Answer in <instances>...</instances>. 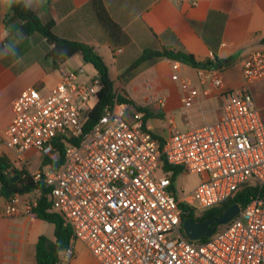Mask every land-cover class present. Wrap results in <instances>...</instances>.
I'll return each mask as SVG.
<instances>
[{"label": "built area", "instance_id": "1", "mask_svg": "<svg viewBox=\"0 0 264 264\" xmlns=\"http://www.w3.org/2000/svg\"><path fill=\"white\" fill-rule=\"evenodd\" d=\"M225 67L198 68L196 84L174 73L187 110L201 98L214 99L220 114L186 130L171 123L162 141L144 124L145 105L127 98H116L86 130L101 81L97 74L79 82L83 69L65 73L50 91L31 87L13 100L14 118L0 147L13 151L22 169L28 170L31 150L48 160V170L33 179L49 189L48 211L60 214L73 232L57 264H70L78 241L101 264H264L260 197L205 241L189 240L182 228L180 203L201 214L244 185L264 186V118L248 88L264 82V50L242 59L245 87L227 88ZM165 163L200 176L191 194L178 197ZM41 197L35 188L22 201L12 198L6 215L36 216Z\"/></svg>", "mask_w": 264, "mask_h": 264}, {"label": "crops", "instance_id": "2", "mask_svg": "<svg viewBox=\"0 0 264 264\" xmlns=\"http://www.w3.org/2000/svg\"><path fill=\"white\" fill-rule=\"evenodd\" d=\"M31 11L43 23L53 20L58 38L92 46L108 66L109 77V67L114 68L115 78L110 79L113 83L117 81V94L123 96L125 91L149 99L145 108L164 118L172 115L169 124L173 123L179 130L213 120L220 110L217 101L203 98L200 105L196 102L197 105L187 110L186 95L172 76L176 72L180 80L196 84L198 68L157 57V52L164 47L182 48L199 63L212 60L214 54L207 36L215 46L217 57L230 59L224 65L223 79L227 88L235 89L245 87L241 77L242 59L252 51L264 50V0H41ZM212 13H220L223 18H211ZM21 26L22 21L10 8L0 6V50L5 45L14 47L12 55L0 58V135L14 118L13 100L26 89L50 91L65 73L78 69L84 71L78 76L79 82H89L97 75L81 54L54 64L47 55L50 46L46 38L38 33L26 36ZM252 87L264 92V82ZM260 103L263 107H258L263 113L264 100ZM177 114L182 115V128L175 118ZM0 157L8 158L22 170L15 162L13 151L2 146ZM26 159L31 175L48 170L39 152L29 151ZM18 196L13 198L24 199V195ZM7 204L0 183V264H37L38 239L44 236L54 241L55 227L37 216L9 217ZM70 264L101 263L78 241Z\"/></svg>", "mask_w": 264, "mask_h": 264}, {"label": "trees", "instance_id": "3", "mask_svg": "<svg viewBox=\"0 0 264 264\" xmlns=\"http://www.w3.org/2000/svg\"><path fill=\"white\" fill-rule=\"evenodd\" d=\"M10 10L22 21V30L26 36L33 33H38L46 38L48 45V57H50L54 64L60 61H64L76 54H81L83 60L87 64H91L96 70L100 81L101 88L98 93L99 101L95 107L88 113V120L86 122V130L90 129L101 116L103 110L112 105L113 101L117 98L120 101L125 100V97L120 96L114 89V83L109 77V69L102 56L92 47L84 43L69 41L58 38L54 33V21L49 20L43 23L31 10H25L21 4H14ZM220 17L222 14L212 13L211 18ZM216 18V19H220ZM206 41L212 47L214 58L208 59L202 63H199L194 55L186 52L182 48L171 49L164 47L160 52L156 53L157 57H164L174 62H179L193 68H216L227 64L230 59H219L216 54L215 46H212L209 38L205 36ZM264 43V40L262 41ZM130 103L134 104L129 100ZM145 112L144 124L151 117L162 118L160 113H152L149 109L141 108ZM264 118V112L262 113ZM154 137L162 141L163 137L154 134ZM48 160H43V165H47ZM55 164H53L54 166ZM165 173L172 175V180L184 173L183 168L171 166L168 164L163 165ZM15 178L14 181L12 179ZM0 183H1V195L10 201L15 195H24L31 192L35 188L42 190V197L40 198L38 206L35 208V213L38 218L53 224L55 227L54 237L55 240L51 241L48 238L41 236L38 239L36 246V259L37 264H57L59 260L60 252L68 248L70 240L73 236L72 229L65 224L63 217L57 213H51L48 211L50 208L49 202V189H47L43 183H36L33 179V175L26 169L18 170L13 164L10 163L6 157H0ZM260 197L264 199V186L262 188L244 185L237 194L220 206L209 209L196 214L194 209L189 207L185 203H180V208L183 212V221L186 219H193L196 222H204L210 218L222 216L227 209L233 204H238L241 209L245 208L253 199ZM206 238H202L201 241H205Z\"/></svg>", "mask_w": 264, "mask_h": 264}, {"label": "rangeland", "instance_id": "4", "mask_svg": "<svg viewBox=\"0 0 264 264\" xmlns=\"http://www.w3.org/2000/svg\"><path fill=\"white\" fill-rule=\"evenodd\" d=\"M110 68V77L112 79H114V68L113 67H109ZM90 69V68H89ZM172 72H174V70H172ZM114 89L117 87V81L115 80L114 82ZM252 87V86H251ZM255 87V86H253ZM251 88V92L254 95V98L256 100V103L258 104L259 107H263V104L260 103L261 100L263 102L264 100V92H261L260 90L257 91V89L255 88ZM116 90V89H115ZM133 94V93H132ZM123 97L127 98L128 100L132 101L134 104H138V103H142V104H146L149 99L147 98H141V97H136V96H131L129 94H127L125 91H123ZM261 99V100H260ZM152 113H157L155 111H151ZM263 112H264V108H263ZM172 115H166V117H162V118H157V117H151L147 120L146 124L147 127L152 129L156 134H159L161 136H168L170 134V124H169V117ZM175 118L177 120V122H179L181 125L179 126L180 128H182L181 126L183 125V119H182V115L181 114H177L175 115ZM157 175L160 176L162 175V171H158ZM200 176L198 174H189V173H181L179 174L174 181V186L175 189L177 191V195L179 198H183L186 195L191 194L194 189L196 188V186L200 183ZM221 227H219L218 229H220Z\"/></svg>", "mask_w": 264, "mask_h": 264}, {"label": "water", "instance_id": "5", "mask_svg": "<svg viewBox=\"0 0 264 264\" xmlns=\"http://www.w3.org/2000/svg\"><path fill=\"white\" fill-rule=\"evenodd\" d=\"M15 178L12 179L14 181ZM240 212V206L233 204L220 217L210 218L204 222H196L189 218L183 221L182 228L185 236L192 241L210 237L217 227L228 224Z\"/></svg>", "mask_w": 264, "mask_h": 264}, {"label": "clouds", "instance_id": "6", "mask_svg": "<svg viewBox=\"0 0 264 264\" xmlns=\"http://www.w3.org/2000/svg\"><path fill=\"white\" fill-rule=\"evenodd\" d=\"M41 0H0V6L5 9L11 8L14 4H21L25 10H32L40 4ZM8 34L5 30V36ZM14 47L5 45L3 50H0V58L12 55Z\"/></svg>", "mask_w": 264, "mask_h": 264}]
</instances>
